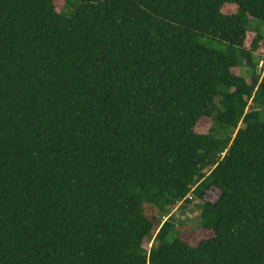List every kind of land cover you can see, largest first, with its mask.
<instances>
[{
  "label": "trees",
  "instance_id": "16d2710c",
  "mask_svg": "<svg viewBox=\"0 0 264 264\" xmlns=\"http://www.w3.org/2000/svg\"><path fill=\"white\" fill-rule=\"evenodd\" d=\"M250 20L264 0H0V264H264Z\"/></svg>",
  "mask_w": 264,
  "mask_h": 264
},
{
  "label": "rangeland",
  "instance_id": "374dc122",
  "mask_svg": "<svg viewBox=\"0 0 264 264\" xmlns=\"http://www.w3.org/2000/svg\"><path fill=\"white\" fill-rule=\"evenodd\" d=\"M249 33L246 35V41L244 43L245 48H249L251 40L255 37V29L259 27V30L262 32L263 41L260 43L258 50L255 55L259 58L257 64V73L264 75V24H261L257 21L250 20L248 23ZM208 46L213 49H220L221 46L214 43H209ZM248 68L243 64L240 68H233L232 72L235 75H241L246 78ZM248 81V78H247ZM210 120L207 118H202L198 121L195 127V131L199 134H204L210 127ZM241 127V125H239ZM217 192L211 191L208 194V199L213 201L216 199ZM199 211L200 206L198 202H194L190 205H177L172 211L171 215L173 217V221L177 231L179 232V237L185 242L194 245L197 241L207 238L212 235L211 232L201 230L199 228ZM151 242L145 241L143 243V247H150Z\"/></svg>",
  "mask_w": 264,
  "mask_h": 264
}]
</instances>
